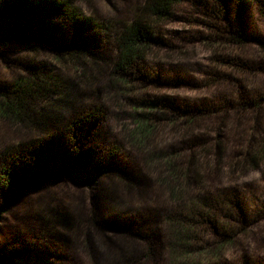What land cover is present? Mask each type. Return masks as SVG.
I'll list each match as a JSON object with an SVG mask.
<instances>
[{"label":"rangeland","instance_id":"obj_1","mask_svg":"<svg viewBox=\"0 0 264 264\" xmlns=\"http://www.w3.org/2000/svg\"><path fill=\"white\" fill-rule=\"evenodd\" d=\"M143 1L77 0L75 6L81 16L105 22L129 19ZM263 2L255 0L245 6L233 0L225 4L183 0L175 6L169 19L155 24L153 33L159 41L145 63L146 69L141 70L149 79L139 75L125 79L122 96L101 102H105L103 116L89 126L82 153L66 148L68 153L76 151L74 160L46 144L34 151L32 143L38 145L44 133L1 120L0 207L12 195L14 182L22 183L24 189L0 216V264H166L170 236L165 216L170 205L156 181L158 167L125 145L122 128L135 123L137 114L151 112L162 118L173 109L165 106L166 100L157 109L132 100L169 97L182 107H205L224 98L237 103L239 90L251 99H264ZM41 22L63 42L73 40L74 29L45 8L30 19L28 32ZM21 34L22 29L0 11V88L30 74V70L50 69L82 84L77 69L54 59L55 47L42 43L39 37ZM108 50L115 51L113 45ZM256 112L252 107L244 114L231 111L226 121L229 130L240 124L251 131ZM160 126L162 139L168 138L169 127L165 123ZM236 144L237 139L226 140L229 163L234 160ZM21 154L30 173L26 172L27 164L22 165ZM231 171L232 167L230 178L240 174ZM125 177L135 183L130 185ZM226 179L227 174L222 175V181ZM236 179L242 185L244 212L236 208L238 220L224 222L244 231L239 244L229 246L226 254L234 258L233 251L238 255L244 249L256 264H264V161L259 169ZM212 180L216 185L215 174ZM244 213L246 222H242ZM203 228L201 236H215L210 225Z\"/></svg>","mask_w":264,"mask_h":264},{"label":"trees","instance_id":"obj_2","mask_svg":"<svg viewBox=\"0 0 264 264\" xmlns=\"http://www.w3.org/2000/svg\"><path fill=\"white\" fill-rule=\"evenodd\" d=\"M182 1L144 0L127 20L99 22L81 16L75 6L77 0H0L1 13L22 29L21 35L39 37L42 43L55 47L54 59L63 66L77 69L82 83L78 85L64 79L55 69L30 70V74L19 76L0 88V121L44 133L38 145L32 143L34 151L46 144L74 160L76 151L68 153L66 148L82 153V141L89 126L103 116L105 102H101L122 96L125 79L134 75L149 79L141 70L146 69L145 63L159 41L153 33L155 24L169 19ZM233 1L247 6L255 0ZM44 8L74 29L72 41L63 42L60 36L47 30L48 25L43 22L28 32L30 19ZM109 45H113L114 52L108 50ZM236 95L237 103L224 98L219 104L210 103L205 107H182L169 97L132 100L148 109L160 108L166 100L165 106L173 109L162 118L151 112L137 114L135 123L122 128L125 145L142 153L149 164L158 167L156 181L170 205L165 216L170 236L166 264H256L244 249L238 255L233 251L234 258L226 254L229 246L239 244V235L244 231L232 223L228 227L224 222L225 219L238 220L236 208L240 213L243 211L242 185L237 184L236 178L259 169L264 161V99H251L244 90L237 91ZM86 99L91 101L85 103ZM249 107L257 109L254 127L246 131L238 124L231 132L226 122L230 112L236 110L244 114ZM163 123L171 131L166 139H162L160 124ZM230 139H237L231 163L227 161L226 152V140ZM10 151L13 153L14 149ZM21 157L22 165L27 164L26 172L30 173L27 160H23L22 154ZM230 167L232 173L240 171V174L230 178ZM214 174L218 179L216 185L212 183ZM226 174L224 182L222 175ZM125 180L130 185L135 183L131 177ZM14 184V188L9 185L13 188L12 195L0 207V216L24 189L22 183ZM241 217L242 222L247 221L245 213ZM205 225L213 228L214 237L201 236ZM148 247L147 244L144 248L145 254Z\"/></svg>","mask_w":264,"mask_h":264}]
</instances>
